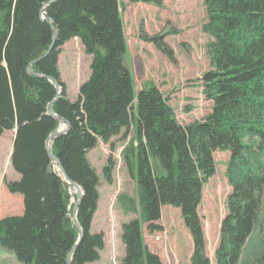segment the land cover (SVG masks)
<instances>
[{"label":"trees","instance_id":"1","mask_svg":"<svg viewBox=\"0 0 264 264\" xmlns=\"http://www.w3.org/2000/svg\"><path fill=\"white\" fill-rule=\"evenodd\" d=\"M47 1L0 0V134L14 129L11 164L20 174L5 186L22 196L23 205L21 213L0 218V247L22 264L97 261L104 237L91 232V222L99 177L87 154L99 140L108 143L133 127L122 157L135 180L137 204L127 194L117 200L125 213L138 206L139 217L121 224L122 264H164L145 245L141 223L149 232L159 229L156 222L165 204L179 208L190 232V264H211L197 207L202 186L215 171L217 149L229 152L226 177L232 190L214 261L237 264L248 237L264 220V0H203L202 29L210 40L209 69L201 81L212 106L203 119L186 125L178 123L169 99L153 82H145L134 95L123 59L118 0L43 5ZM130 1L159 6L163 0ZM42 16L50 17L52 25ZM53 32L54 46L47 53ZM71 38L90 56L89 75L73 101L58 68L61 47ZM145 39L171 55L161 36ZM53 79L59 84L56 99ZM62 122L67 131L48 140ZM51 154L82 190L76 220L83 235L69 260L78 229L70 215L69 185L55 171ZM113 167L109 156L102 170L107 182Z\"/></svg>","mask_w":264,"mask_h":264},{"label":"rangeland","instance_id":"2","mask_svg":"<svg viewBox=\"0 0 264 264\" xmlns=\"http://www.w3.org/2000/svg\"><path fill=\"white\" fill-rule=\"evenodd\" d=\"M118 5L126 41L123 59L132 75L134 95L145 82H153L169 99L180 125L203 119L212 106L201 81L202 73L209 69L207 44L210 40L202 29L206 21L203 0H163L159 6L118 0ZM157 35L163 38L171 55L164 54L154 43L145 39ZM89 63L90 56L84 52L77 38H71L62 45L58 68L67 97L72 101L77 98L80 84L89 75ZM59 127L65 129L66 124L62 122ZM124 132L125 135L113 136L108 143L99 140L97 146L87 154L99 177L97 208L92 218L91 232H101L104 237L99 259L89 264H122L124 247L121 224L139 217L138 206L136 212L125 213L117 200L120 194H127L137 204L135 180L122 157V150L134 137V128ZM109 156L114 161L111 182H107L102 173ZM213 158L215 171L204 182L197 207L204 233L205 253L211 264H215L214 250L219 241L220 221L226 214L227 197L232 190L226 177L229 152L217 149L213 152ZM68 191L71 207L78 191L71 185ZM1 194L0 218L22 212L19 196H10V192L4 188ZM156 223L160 228L152 232L148 231L145 223H141L143 240L148 249L156 253L164 264H190L192 238L179 208L163 205ZM259 259L264 261V220L248 237L237 264H258Z\"/></svg>","mask_w":264,"mask_h":264},{"label":"crops","instance_id":"3","mask_svg":"<svg viewBox=\"0 0 264 264\" xmlns=\"http://www.w3.org/2000/svg\"><path fill=\"white\" fill-rule=\"evenodd\" d=\"M15 131L6 130L0 134V183L2 185V189H6L5 182L7 181H15L20 178V174L16 172L11 164V153H12V144L14 138ZM0 188V194L1 190ZM3 194H1L2 196ZM10 196H14L22 201V196L20 194L10 193ZM12 199V198H8ZM1 203V200H0ZM0 206H2L0 204ZM23 209V205H22ZM18 214V213H15ZM0 264H22L19 262L13 252L10 250L4 249L0 247Z\"/></svg>","mask_w":264,"mask_h":264},{"label":"water","instance_id":"4","mask_svg":"<svg viewBox=\"0 0 264 264\" xmlns=\"http://www.w3.org/2000/svg\"><path fill=\"white\" fill-rule=\"evenodd\" d=\"M53 1H55V0H49V1L45 2L43 5H47V4H49V3L53 2ZM42 19H43V20H49V21H50V25H52V20L50 19V17H48V16H47V17H42ZM54 39H55V33L53 32V37H52V40H51V43H50V45H49V48H48L47 53L53 48V46H54ZM38 51H39V50L36 49V50L33 52V56H34V57L37 56ZM52 82H53L55 88L57 89V94H56V97H55V99H56V98H58V96H59V91H58V90H59V84H58V82H57L56 80H54V79L52 80ZM47 112H48L49 114H52V107H51V104H50V106L48 107ZM57 118H58L59 121H63L61 117H57ZM63 123L66 124V128H65V129L57 128L56 131H55L54 133L50 134V136L48 137V140H51V139L54 138L55 136H58L59 134L64 133V132L67 131V129H68V124H67L66 122H63ZM50 156H51V158L54 160V162L57 163V165L59 166V169H60V171H61V173H62V175H63V180H64L67 184H69V185H71V186H73V187H75V188L78 189L77 199H76V201L73 203V205H72V209H71V219L73 220L74 224L76 225V227H77V229H78V238H77V241H76L75 245L70 249V251H69V253H68V260H69L70 257H71V255H72V253L74 252V250H75V248H76V245H77L78 242L81 240L82 235H83L82 231L80 230V228H79V226H78L77 220H76V210H77L78 201H79V199H80L81 196H82V190H81V188H80V186H79L78 184H76V183L73 182L72 180L68 179V177L65 175V173H64V171H63V169H62V167L60 166V163L58 162V159H57L55 156H53L52 154H51Z\"/></svg>","mask_w":264,"mask_h":264},{"label":"bare ground","instance_id":"5","mask_svg":"<svg viewBox=\"0 0 264 264\" xmlns=\"http://www.w3.org/2000/svg\"><path fill=\"white\" fill-rule=\"evenodd\" d=\"M55 169L57 170V173H58L59 175H61V178H63V175H62V173H61L59 167H57V165H55ZM74 188H75V187H74ZM75 189L78 191L77 188H75Z\"/></svg>","mask_w":264,"mask_h":264}]
</instances>
